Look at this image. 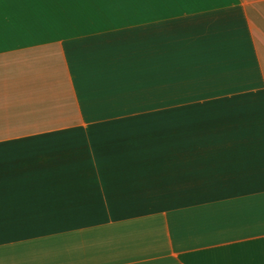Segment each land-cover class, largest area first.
<instances>
[{"label":"crops","instance_id":"1","mask_svg":"<svg viewBox=\"0 0 264 264\" xmlns=\"http://www.w3.org/2000/svg\"><path fill=\"white\" fill-rule=\"evenodd\" d=\"M93 3L0 0V264H264V0Z\"/></svg>","mask_w":264,"mask_h":264},{"label":"rangeland","instance_id":"2","mask_svg":"<svg viewBox=\"0 0 264 264\" xmlns=\"http://www.w3.org/2000/svg\"><path fill=\"white\" fill-rule=\"evenodd\" d=\"M83 1H84V8H92L94 6L93 0H83ZM205 95L206 97L209 96V94L190 93L189 91H182V92H177V93H172V94H166L167 96L166 102H169V103L188 102L191 100L201 99ZM215 95L217 94H212V96H215ZM169 96H172V98H168ZM161 113H166V114L173 113L175 115H180V114H184L185 112L180 109H168V110H161Z\"/></svg>","mask_w":264,"mask_h":264}]
</instances>
